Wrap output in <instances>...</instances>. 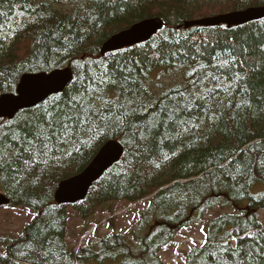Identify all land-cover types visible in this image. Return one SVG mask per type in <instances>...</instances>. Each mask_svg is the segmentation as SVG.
<instances>
[{
    "label": "trees",
    "instance_id": "obj_1",
    "mask_svg": "<svg viewBox=\"0 0 264 264\" xmlns=\"http://www.w3.org/2000/svg\"><path fill=\"white\" fill-rule=\"evenodd\" d=\"M259 7L264 0H0V98L15 94L26 74L73 72L62 94L13 120L0 119V137L8 125L26 133L45 110L68 111L71 98L79 99L104 71L130 75L124 88L107 85L101 93L125 105L130 115L123 123L93 117L92 131L66 143L53 140L46 163L21 161L0 171L9 206L35 215L21 238L0 235V264H166L163 255L176 251L177 234L226 208L235 212L205 224L206 244L182 252L181 264H264L259 252L247 259L256 249L264 252L258 218L264 210V18L232 28H186ZM153 18L165 26L150 41L101 55L113 36ZM93 103L103 106L100 99ZM111 140L125 148L121 161L84 201L57 204L59 185L81 174ZM14 152H5L7 161ZM116 203L146 205L131 232L73 249L68 208L88 221ZM229 246L239 256L222 251Z\"/></svg>",
    "mask_w": 264,
    "mask_h": 264
},
{
    "label": "water",
    "instance_id": "obj_2",
    "mask_svg": "<svg viewBox=\"0 0 264 264\" xmlns=\"http://www.w3.org/2000/svg\"><path fill=\"white\" fill-rule=\"evenodd\" d=\"M264 18V7L250 8L213 18H206L186 24L190 27H215L226 25L229 28L241 26ZM164 26L160 19L142 21L123 31L103 44L101 55L149 41ZM70 68L55 70L49 74L24 75L17 87L16 94L0 98V118L13 119L22 110L33 108L51 96L63 93L72 82ZM124 147L118 141L108 142L98 153L89 167L80 175L60 184L55 200L60 205H74L83 201L95 182L117 164L123 157ZM10 201L0 194V206L9 205Z\"/></svg>",
    "mask_w": 264,
    "mask_h": 264
},
{
    "label": "snow or ice",
    "instance_id": "obj_3",
    "mask_svg": "<svg viewBox=\"0 0 264 264\" xmlns=\"http://www.w3.org/2000/svg\"><path fill=\"white\" fill-rule=\"evenodd\" d=\"M98 2L103 3V0H98ZM225 63H227V61H225ZM126 71V69H119L121 73L119 78L111 75L108 71H104L100 74L99 80H95L94 78L90 79L89 84H91L92 87L85 85L79 99L75 97L71 98V107L68 111L45 110L44 119L41 123L36 124L34 128L22 135H17V133L12 130V126L8 125L9 132L0 137V171L10 170L13 164L21 161L24 166H31L41 162L46 163L47 161L43 158L47 157L50 146H53V140L57 143H66L72 139L74 134L78 135L80 132L92 131L94 126L93 117H98L100 123H106L108 125H111L113 120H115L118 125L123 123L130 115L125 109V105L117 104L111 99L104 98L101 93L107 85H118L122 88L128 85L130 75L125 74ZM233 78L239 79V74L236 73ZM133 83H136V81H133ZM192 83L195 84V80H193ZM128 90L131 91L132 89ZM93 92H96L97 95H92ZM212 92L213 90H209L210 95ZM199 98L203 99V97ZM97 99L102 101L103 106L100 109H97L93 103ZM134 112L135 110H133V114ZM95 127L98 128L99 123L96 124ZM29 136L32 138L29 139ZM140 139L144 140L146 137L141 134ZM9 141H11V143H9ZM14 149H18L19 151L14 152ZM77 151H79V149H77ZM5 152H14L13 159L10 162L6 160ZM200 231L203 233L204 229L201 228ZM233 239H235V237H233ZM222 251H231L233 256H239V252L232 250L230 246L228 248H222ZM258 252L261 257L264 258V252H260L259 249H256L247 256V259H251L252 256ZM238 264H245V261L240 260Z\"/></svg>",
    "mask_w": 264,
    "mask_h": 264
},
{
    "label": "rangeland",
    "instance_id": "obj_4",
    "mask_svg": "<svg viewBox=\"0 0 264 264\" xmlns=\"http://www.w3.org/2000/svg\"><path fill=\"white\" fill-rule=\"evenodd\" d=\"M119 208L113 209L114 214H117V220L115 221V230L111 227L113 226L109 214L104 213L109 209L111 205H107L103 210L96 215L94 219H91V224L83 223L84 220L80 218V215L76 213L72 208H68L69 216V234L68 242L73 249H78L81 245L85 246L89 244L92 240L104 239L113 233H119L126 235L130 233L132 228V221L137 220V213L140 211L141 207L145 208V204L138 205V209L133 213H128L125 209L127 204L119 203ZM140 207V208H139ZM233 208L226 209H214L209 212L203 223H199L195 228L191 230H186L176 235V251L163 255L164 263L166 264H180L183 262L182 252H187L195 244H200L204 241V232L200 231L201 228L204 229L205 224H207L211 219L218 215H224L227 213H234ZM34 214L27 209L22 207L6 206L0 207V235L10 236L14 239L21 238L25 227L32 221ZM258 218L264 224V210L258 213ZM99 225V226H96ZM97 228V229H95ZM195 242V243H193ZM181 247V249L179 248ZM0 250H2L0 248Z\"/></svg>",
    "mask_w": 264,
    "mask_h": 264
}]
</instances>
